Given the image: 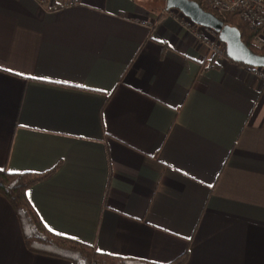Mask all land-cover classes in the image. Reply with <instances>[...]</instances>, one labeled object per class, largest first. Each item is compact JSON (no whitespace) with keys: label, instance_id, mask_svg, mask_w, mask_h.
Segmentation results:
<instances>
[{"label":"crops","instance_id":"crops-1","mask_svg":"<svg viewBox=\"0 0 264 264\" xmlns=\"http://www.w3.org/2000/svg\"><path fill=\"white\" fill-rule=\"evenodd\" d=\"M162 6L0 0V169H54L29 203L99 252L264 264V86ZM0 264L70 262L0 195Z\"/></svg>","mask_w":264,"mask_h":264},{"label":"trees","instance_id":"trees-1","mask_svg":"<svg viewBox=\"0 0 264 264\" xmlns=\"http://www.w3.org/2000/svg\"><path fill=\"white\" fill-rule=\"evenodd\" d=\"M198 3L204 10L212 12L224 23L237 27L241 41L252 52L264 55V48H257L252 44L255 31L248 27L237 12L218 14L200 2ZM221 47L224 48L222 43ZM248 68L251 67L248 66ZM53 170L35 173L8 172L5 169H0V195L8 201L16 213L22 229L23 241L28 250L64 258L70 264H182L185 261L186 251L166 263H157L99 252L89 244L49 231L29 203L26 197V190L34 183L47 177Z\"/></svg>","mask_w":264,"mask_h":264},{"label":"built area","instance_id":"built-area-1","mask_svg":"<svg viewBox=\"0 0 264 264\" xmlns=\"http://www.w3.org/2000/svg\"><path fill=\"white\" fill-rule=\"evenodd\" d=\"M218 14L226 12H237L239 17L246 22L248 27L255 31L252 44L257 48H264V0H196ZM176 11L173 15L176 20L190 29L194 36L205 43L210 54L224 56V48L220 47L217 33L207 27L193 23L177 9H165ZM171 14V13H170ZM211 34L216 37V41H210L204 34ZM253 75L264 83V69L261 67L250 68Z\"/></svg>","mask_w":264,"mask_h":264},{"label":"water","instance_id":"water-1","mask_svg":"<svg viewBox=\"0 0 264 264\" xmlns=\"http://www.w3.org/2000/svg\"><path fill=\"white\" fill-rule=\"evenodd\" d=\"M164 8L177 9L193 23L217 33L218 40L224 46L225 56L231 61L253 68H264V55L252 52L241 41L238 28L204 10L196 0H165Z\"/></svg>","mask_w":264,"mask_h":264},{"label":"rangeland","instance_id":"rangeland-1","mask_svg":"<svg viewBox=\"0 0 264 264\" xmlns=\"http://www.w3.org/2000/svg\"><path fill=\"white\" fill-rule=\"evenodd\" d=\"M151 1H154V0H151ZM161 4H163V8H164V4H165V0H161ZM162 10H164V12L162 13V14H164V15H166V14H168V15H170V13L171 14H173V15H175L177 12L176 11H170V10H165V8L164 9H162ZM161 10V11H162ZM175 13V14H174ZM178 21V20H177ZM179 22V21H178ZM185 28V27H184ZM188 30V29H187ZM188 31H190V29L188 30ZM191 32V31H190ZM205 35V38L206 39H209L210 41H216V37L214 36V35H211V34H204ZM205 44V43H204ZM206 45V44H205ZM207 46V45H206ZM220 47H221V45H220ZM207 50H208V47H207ZM209 52V51H208ZM264 69V68H263ZM261 81V80H260ZM262 82V81H261ZM262 84H263V86H264V83L262 82Z\"/></svg>","mask_w":264,"mask_h":264}]
</instances>
